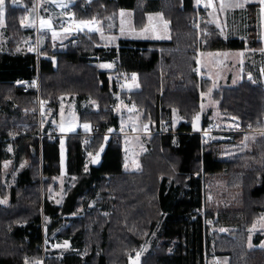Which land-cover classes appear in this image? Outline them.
I'll return each mask as SVG.
<instances>
[{
	"label": "trees",
	"instance_id": "1",
	"mask_svg": "<svg viewBox=\"0 0 264 264\" xmlns=\"http://www.w3.org/2000/svg\"><path fill=\"white\" fill-rule=\"evenodd\" d=\"M193 4L194 0H75L72 11L77 20L115 22L118 12L127 9L133 12L136 30L144 27L147 12L158 9L170 22L171 39H121L118 47L107 49L98 46L95 33L79 34L75 38L79 42L63 49L47 40L37 54L17 51L27 37L22 23L34 0H25L23 7L5 0L8 52L0 53V201L9 198L0 203V264H39L44 237L53 240L50 236L56 231L70 253L59 257L56 250L45 264H128L132 250H139L155 230L160 239L177 243L171 253L167 245L150 250L140 264H206L210 250L228 256L229 264H264V249L248 246V228L264 213V135H257L246 152L222 160L210 150L200 156V135L191 126L201 94L211 87V81L196 72L198 50H242L246 44L237 38L223 40L202 18L197 33ZM92 57L116 60L115 73L138 76L140 88L127 94L142 109L144 122L159 126L176 109L185 124H180L176 136L151 137L139 173L123 170L120 145L107 144L101 161L93 166L85 156L82 134L67 135L65 169L73 181L62 204L55 205L45 190L60 174V145L59 140L38 136L37 99L39 95L48 102L54 113L60 96L90 99L99 110L82 111L80 121L99 124L102 130L103 120L115 122L107 110L111 81ZM37 78L39 92L36 88L23 92L15 84ZM213 99L222 113L237 117L243 127L264 129L262 86L243 80L214 90ZM208 124L204 119L203 125ZM48 129L45 126L44 132ZM102 143V136H95L87 151L95 153ZM8 145L14 147V170L25 161L10 189L3 184L2 169L11 157ZM220 174L223 195L205 203L206 182L211 186ZM89 200L95 205L85 209ZM63 219H69L65 226ZM210 225L232 230L209 235ZM261 239L258 236L253 243Z\"/></svg>",
	"mask_w": 264,
	"mask_h": 264
},
{
	"label": "rangeland",
	"instance_id": "2",
	"mask_svg": "<svg viewBox=\"0 0 264 264\" xmlns=\"http://www.w3.org/2000/svg\"><path fill=\"white\" fill-rule=\"evenodd\" d=\"M59 1L62 4H66L68 0H59ZM128 23L129 22H127L126 19L121 20L118 28V33L111 34L112 36L111 38H114L115 40H118L119 38L137 40V39H144L146 33L147 32L150 33L148 29L147 31L139 32L132 25H129ZM194 27L196 26L194 25ZM4 28H5L4 17L2 16L0 17V52L7 51V46H6L7 38L4 32L5 30ZM35 29L36 28H34V30ZM196 30L197 33L200 32V28ZM114 39H112V41H114ZM35 42L37 43L36 44L37 46L39 44V40L36 39ZM202 45L203 42L200 41V37H199V44L197 41V48L200 49V46ZM115 47H118V44ZM109 48L111 47H107V49ZM25 49H26V42H24L23 45H20L19 47V50L21 51ZM31 50L34 51L36 50V52L38 53L37 47L31 48ZM198 51L201 52L202 54V50H198ZM217 52L218 51L213 53H208L209 55H204V57L201 58L205 72H200L199 68L196 69V72L200 79H208L209 81H211V87L210 89H208V91L201 94L200 102H199L200 109L198 113H196L192 122L193 125L191 124V126L192 129L197 133L199 132L200 135V139H201L200 150H199L200 156L203 154L202 152L210 150L216 153L218 158L222 160H230L249 150L250 143L256 139L257 135H264V134L260 131H253V132L249 131L251 129L250 126L243 127L241 121L237 117L227 115L219 110L218 102L213 99V91L219 88V87L216 88V86H221V84L223 85L225 83L227 74L225 72H222L221 67L213 66V63L216 62L217 64V61L220 58V56H223V53L218 54L219 52L218 53ZM212 56H214V58ZM91 60L97 62L100 59L95 57V59H91ZM111 63L113 64L111 65L110 63H105L102 67L103 69L109 70V74L111 72L116 71V65H115L116 60H113ZM229 74H230L229 75L230 79L232 78L234 79V81L238 77L237 74H235L234 72L233 73L230 72ZM134 80L127 88V93L133 91L134 89L133 83L135 82ZM237 81L239 82L240 78L237 79ZM37 82L39 83L38 78L35 80V83ZM129 102L131 103L129 108H127L128 117L127 116L125 117V123L127 124V126H130L132 130L142 132V134L138 136L136 135L133 138L130 137L129 138L130 140L129 142H127V145L121 148L123 153V160L126 161V166L123 170L128 173L129 172L139 173L142 170V161H141L142 157L150 150L149 146L151 143V137L155 135V134H151V132L156 131L158 132L157 134H172V136H176L177 128L180 126V124H185V120L181 117L178 111L174 109L169 114L168 119L160 122L159 126H157V124L154 122H144L141 114L142 111H139L140 114H138L139 112L136 111L140 110L139 107L131 100H129ZM85 110H93L98 112L99 108L96 102L90 99L79 100L77 96H70V95L60 96L58 99L57 111L54 113V109H53L51 115L44 113V115L42 116L43 129H45V126L48 125L49 129L48 131L45 132H52L53 130H56L57 132L59 133L61 132L62 134L69 133L70 135L77 133L76 131L77 126L84 127V126H88L89 123H93L91 121L90 122L80 121V113ZM206 118L209 122L208 126L203 125V120ZM233 130H236V132H234ZM78 132H80V130ZM65 140H66L65 136H61L59 139L60 166H61L60 174L57 177H55V179H53L52 183L45 190V192H47L46 195L48 196L49 200H51V202L54 203L55 205L62 204V201L66 194V189L68 186L71 185L73 181V179L69 177L65 172V159H66ZM172 142L175 143V138H172ZM7 150L11 157L2 163V169L4 173L3 184H5L7 189H10L15 183V178L18 173V170L25 165V161H22L19 164V168L17 170H14L13 167L14 147L12 145H8ZM85 169H87V167H85ZM223 176L224 174L218 175L216 177L217 179H214L215 183H212L211 186L208 185V187H207L208 183L205 181L206 182L205 203L210 201L213 202V200L215 202L217 200L216 197H218L221 194L223 195V193H221V191L223 190V186H222L224 181ZM8 198L9 197H6L2 201H0V203L6 204ZM94 205L95 203L89 200L85 205V209H90ZM68 220L69 219H63L61 223L65 226ZM45 221H46V226H48V221L46 219ZM230 230H232V228L210 225L209 235L213 231H217L221 234H226ZM258 236L262 237L260 243L261 246H264V213H261V217L256 219L253 222L252 226L248 228V243L250 247L254 245L253 240L255 238H258ZM50 237L54 238L58 243H60L58 247L59 249H57V256L60 257L70 253V247L67 245V243L63 241L62 238L59 237L57 231L54 232L53 235H51ZM176 243L177 241L175 240L166 242L165 240L160 239L157 236V230H155L152 233H150V235L141 244L142 248H140L137 251L134 249L132 250L133 251L132 255L134 256L131 255L129 256L128 259L134 258V261L132 262H134L135 264H140V257L142 255H145L150 250L159 246L162 247L163 245H167L166 246L167 252L171 253ZM206 264H229V257L215 255L212 252V250H210L206 260Z\"/></svg>",
	"mask_w": 264,
	"mask_h": 264
},
{
	"label": "crops",
	"instance_id": "3",
	"mask_svg": "<svg viewBox=\"0 0 264 264\" xmlns=\"http://www.w3.org/2000/svg\"><path fill=\"white\" fill-rule=\"evenodd\" d=\"M195 1L196 0H194V2ZM74 2L75 0H68L66 4H62L59 0H34L33 7L28 9L22 23L23 28L28 34L20 45H23V43L26 42V49L22 51L19 50V45L17 51L28 52L33 51L31 48L37 47L38 53H36L39 54L40 49L46 45L47 40H49L52 46L63 49L67 44L75 43V38L79 34L95 33L99 38L100 44L98 46L104 48L117 46L118 41L121 39L130 40L124 38L115 40L114 38H111V34L118 33L121 20L126 19L127 22H129L128 24L133 26V12L131 10L121 9L115 18V22H113V18H108L105 22L99 20H77L74 18L72 11V5ZM10 3L13 6L23 7L25 0H10ZM68 6L70 8L69 11L67 10ZM201 13L204 25L208 27L210 26L216 30L223 40L237 38L245 41L246 44V47L242 50L217 52L218 54L223 53V56H220L217 64L214 62L213 66L221 67L222 72H225L227 76L225 83L223 85L221 84V86H216V88L235 86L242 80L249 81L254 85H259L264 88V0H202ZM42 21L44 23H42ZM34 28H36V33ZM147 29L150 33L147 32L144 39H137L138 41L168 42L171 39L170 22L164 18L162 12L158 9L146 13V23L142 29L137 31L143 32L147 31ZM72 38L73 40H70ZM36 39L39 40V46H36ZM112 39H114V41H112ZM6 52H8V46ZM213 52L216 51H202V54L198 51L196 69L199 68L200 72H205L201 58H203L204 55H209L208 53ZM212 57L214 58V56ZM93 58L94 57H92V59ZM112 61L99 60L95 62L100 70L108 73V77L111 81V101L113 87L112 77L115 74V71L109 74V70L103 69L102 67L105 63H110L112 65ZM230 72L237 74V79L240 78V81L238 82L237 79H235V81L232 78L230 79ZM133 75L135 79V82L133 83V91H137L140 88L139 79L136 74ZM20 82L22 81H17L15 84L19 86ZM125 94H127V91ZM126 96H128V94ZM139 111L141 110H137L136 112ZM138 114H140V112ZM112 119L115 120L113 123L116 125L117 119L114 116H112ZM103 121L107 122V120ZM233 131L236 132V130ZM253 131H260L264 134V129ZM107 144L109 143L103 138L101 146H107ZM125 166L126 161H123V169ZM64 242L67 243L66 241ZM260 242L251 247L248 243V246L250 248L258 247L264 249V246H261ZM132 261H134V258L128 259V264H135Z\"/></svg>",
	"mask_w": 264,
	"mask_h": 264
},
{
	"label": "built area",
	"instance_id": "4",
	"mask_svg": "<svg viewBox=\"0 0 264 264\" xmlns=\"http://www.w3.org/2000/svg\"><path fill=\"white\" fill-rule=\"evenodd\" d=\"M202 0H196L194 2V9L196 12V29H199V22L202 18L201 13ZM69 11V6L67 7ZM66 24V23H65ZM66 26V25H65ZM78 38L76 42H79ZM113 87H112V101L107 107V110L117 119L116 125L112 123H108L103 121L102 123L105 125V128L102 130L101 126L96 123H89L87 127L77 126V133L74 134H82V145L84 149L85 156L88 157L92 163V165L98 164L101 161L102 155L105 152L106 146H101L95 153L91 154L87 150V146L91 143L92 139L95 136H102L107 140L108 143H114L120 145V147H125L127 142H129V138H133L134 136L141 135L142 132H138L136 130H132L130 126H127L125 123V117L128 112L127 108H129L130 103L128 96L125 95L128 86L134 80V75L132 73H115L112 77ZM22 88L23 92H28L31 88H36L39 92V83L26 82L22 81L19 85ZM37 103L39 105V134L41 137H49L53 140H59L61 136L69 135L62 134L61 132H57L53 130L52 132H44L42 116L44 113L52 114L53 108L48 104V102L43 101L38 95ZM125 123V125H124ZM80 130V132H78ZM249 131H253L250 129ZM150 133V132H148ZM158 132H151V134H157ZM199 133V132H198ZM127 138V140H126ZM25 225V224H23ZM58 242L55 239H48L46 236L44 237L41 243V252L42 258L39 260V264H45V260L50 259L52 256V252L57 250Z\"/></svg>",
	"mask_w": 264,
	"mask_h": 264
},
{
	"label": "snow or ice",
	"instance_id": "5",
	"mask_svg": "<svg viewBox=\"0 0 264 264\" xmlns=\"http://www.w3.org/2000/svg\"><path fill=\"white\" fill-rule=\"evenodd\" d=\"M4 3H5V0H0V17H2L3 13H4ZM42 23H44V22L42 21ZM85 127H87V126H85Z\"/></svg>",
	"mask_w": 264,
	"mask_h": 264
}]
</instances>
